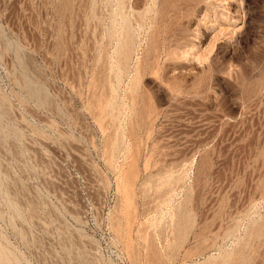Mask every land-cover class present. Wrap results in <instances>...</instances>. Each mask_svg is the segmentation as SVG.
<instances>
[{"label":"rangeland","instance_id":"obj_1","mask_svg":"<svg viewBox=\"0 0 264 264\" xmlns=\"http://www.w3.org/2000/svg\"><path fill=\"white\" fill-rule=\"evenodd\" d=\"M0 264H264V0H0Z\"/></svg>","mask_w":264,"mask_h":264},{"label":"bare ground","instance_id":"obj_2","mask_svg":"<svg viewBox=\"0 0 264 264\" xmlns=\"http://www.w3.org/2000/svg\"><path fill=\"white\" fill-rule=\"evenodd\" d=\"M124 47H125V46H124ZM125 48H127V46H126Z\"/></svg>","mask_w":264,"mask_h":264}]
</instances>
